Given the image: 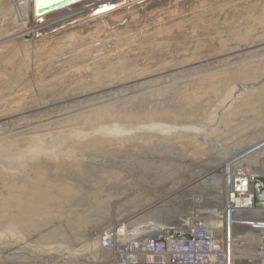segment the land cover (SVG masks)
I'll use <instances>...</instances> for the list:
<instances>
[{"label":"bare ground","instance_id":"bare-ground-1","mask_svg":"<svg viewBox=\"0 0 264 264\" xmlns=\"http://www.w3.org/2000/svg\"><path fill=\"white\" fill-rule=\"evenodd\" d=\"M4 1L6 2L7 0H0V124L4 123L6 119L9 120L10 124L21 117L29 118L34 116L35 119L20 126L11 124V126L5 125V128H3L0 125V190L2 192H6L5 189L9 188L10 185L14 186V184H17L16 180L23 173L29 176L27 175L29 171L26 170L28 168L26 160H23L25 166H19L20 168L13 163L19 171L13 170L11 168L13 165H9L10 168H7V162L22 156H40L42 160H46L45 165L48 164V160L54 163L58 158L56 159V156L51 153L52 147L50 144L55 143L56 140L61 142L58 139L64 138L66 139L65 141H69L67 138L72 136V138L76 137L79 141L82 137L80 142L75 141L76 144L74 141V144L68 143L69 147L67 145L65 155L61 154L65 161L68 159L69 163L72 158L73 161L76 158L74 154H76L75 152L77 151L75 150L77 148H83L85 145L89 146L87 140L90 137L93 142L94 140L98 144L103 142L109 147L110 145L116 146L120 144L121 146L129 145L128 142L130 140L132 142V139L145 138L146 136H141L144 135V132L146 133V131L148 132L150 129H156L157 126L162 125L161 121L163 120L157 122L161 116L167 115L171 119L181 115L186 116L187 114L190 116V114L202 113L205 108L218 102H220L219 105L217 104L218 108L227 110L230 106L228 105L230 96H235L242 89L246 90L245 88L261 89L264 85V57L254 56L247 58L248 61L244 63L245 65L242 68L252 69L253 67H259L256 72L253 70L246 72L247 76L244 79L233 81L232 85H234V88L231 91H228V86L226 85H223L222 91L216 89V85L223 80L224 76H226L225 74L230 71V67L225 64L226 51L223 42H219L220 39L214 37L215 34L213 36L204 31L203 21H213V17L217 15H219V18L221 17L214 10V5L210 4V0H154L147 4L145 2L141 4L143 0H68L69 3L43 14H39L37 9L39 8L41 11L49 9L53 4H57L61 0H41L40 4H37L36 0H9L5 5ZM113 4H118L114 10ZM260 5L261 3L258 4V6ZM130 6H133V8L129 11L127 7ZM101 7L109 10L97 14V10ZM191 10L193 11L190 12ZM250 11L251 9L248 11L239 9L236 11L237 14H235L241 16ZM224 13L226 15L227 11L223 10L222 15ZM149 15L152 16L151 20L143 23L144 27L142 29L134 31V29L138 28L136 27L137 25L135 26V23H138L136 22L137 19L139 21V18H149ZM124 18L129 19L126 26L109 29L112 25L122 22ZM47 19L50 20L46 21ZM61 26L64 27L61 28ZM59 27L60 29L55 32L52 31ZM146 28H148L147 33L145 32ZM131 30L132 33H129ZM126 31H128V34L123 35ZM61 32V36L55 37L57 33ZM121 34L123 36H120ZM18 47L20 51H18ZM250 47H246V49ZM102 52L103 56H100ZM95 53L98 54L96 58L93 56ZM65 65H70V67H65ZM32 77L36 78L34 79L36 80L34 84L32 83L33 81H29ZM221 84L223 83L221 82ZM47 95L49 98H47ZM30 99L37 103H32L31 106H28L27 103L29 101L27 102V100ZM156 118L157 121L155 120ZM163 118L165 119V117ZM172 121L174 122V119ZM81 122H83V125L80 128H76L81 125ZM105 122L106 125H104ZM167 123L172 124L170 122ZM176 123L181 125L177 120ZM177 124L173 123L171 127H175ZM189 125L191 128V124L185 125V127ZM162 130L166 133L168 129H158L159 133ZM88 131L90 132L88 133ZM156 132L154 133L157 134L158 132ZM148 133L150 134V132ZM163 135L161 133L159 138ZM76 138L75 140H77ZM165 138L167 139L168 137L165 136ZM170 138V141L173 140ZM261 138L258 143H251L248 140L240 144H225V150L222 149L223 152L220 153L225 158L224 166L214 167V169L209 170L212 178L217 177L216 179L220 180L221 183L215 186L216 191H210L207 195H204L201 203H198L196 198L192 197L193 192H185V202L182 203L186 207V210L184 209L185 219L174 218L175 224L152 223L148 226L141 225L139 227L142 229L145 227L144 231L149 236H158L159 234L169 233L167 225H179L174 231L182 233L183 230L181 229L189 230L193 228L196 222L203 217L214 228H217V225H220L221 222L225 225L227 219L233 220L235 223L245 217L264 221V208L256 207L254 212H236L229 215L226 202H224L225 179L222 175V172L227 167L247 165L255 169V173L258 176L263 177L264 135H261ZM175 139H179V137ZM64 143L67 144V142ZM141 143H143L142 140ZM99 146L102 147L100 144ZM99 146L97 147L101 151ZM124 146L123 149H125ZM132 148H127L128 151H126L130 152ZM142 149L144 148L142 147ZM78 152L80 153L81 151L79 150ZM104 156H108V153ZM128 156L130 157V155ZM28 158L27 161H29ZM37 158H35V161ZM54 158L55 160H53ZM31 159L33 158L31 157ZM76 159H79V157L77 156ZM80 161H83V159ZM37 162L39 164L40 161ZM41 162L43 163L44 161ZM56 162L55 164H57ZM17 163L19 162L17 161ZM29 163V166L34 164L32 161ZM70 163L72 164V162ZM55 164H52L53 167L48 166L51 169L56 166ZM71 164L68 165L73 167ZM58 165L60 164L58 163ZM33 166L36 167L33 170L32 166L30 167L32 172L35 169L40 172L45 171L43 165H39V167L37 165ZM68 169L70 170V168ZM215 172L220 173V175L216 176ZM28 174L31 175V173ZM70 174H72L71 170ZM86 174L84 173L85 176ZM88 174L90 175V172ZM72 175L70 176L72 177ZM99 176L102 178L101 174ZM24 180L20 181L24 183ZM89 182L88 184H90ZM78 186L81 188L80 184ZM14 191L16 190L10 193ZM10 195L13 196L12 194ZM10 195H7V198ZM7 198L4 199L8 201L9 198ZM162 198L157 201L147 202L142 207L139 206L138 212L134 211L135 213H129L123 219L114 220L113 224L115 225L111 224V226L115 227L120 222L131 221L133 223V219L139 221L143 217L146 219L161 215L159 218L163 219V210L167 211L165 209L167 202ZM11 200L9 199V201L14 202L13 199ZM3 205H0L1 209H3ZM11 205H9L10 208L14 207H11ZM6 206H4V209H8V207L5 208ZM221 214H224V221H217L215 216ZM4 218L6 217L4 216ZM1 220L3 219H0V222ZM131 222L129 224L132 227L139 229V227L133 226ZM109 229H100L98 233L95 232L98 235L97 239L95 238L97 241L94 242L97 245L95 246L96 249L99 247L101 235ZM214 233L218 236L223 235L222 231H215ZM233 238H236V241H233ZM251 238L252 236L243 228L231 229L230 264H248V258H252L251 255L256 251L251 243ZM93 246L94 244H91L90 247ZM102 251L104 252V250ZM66 256L67 259L70 258L69 255ZM47 264H50V262Z\"/></svg>","mask_w":264,"mask_h":264},{"label":"rangeland","instance_id":"rangeland-1","mask_svg":"<svg viewBox=\"0 0 264 264\" xmlns=\"http://www.w3.org/2000/svg\"><path fill=\"white\" fill-rule=\"evenodd\" d=\"M8 1L9 0H7L6 2L4 1V5L7 4ZM152 1L154 0H143L141 4L144 2L147 4ZM259 3H261L260 6H258ZM210 4L214 5V10L217 14H220L221 17L219 18V15H217L216 17H213V21H203L202 24L205 27L204 31L213 36L215 34L214 37L219 38V42H223V45H225L224 49L226 51L225 64L230 67V71L225 74L226 76H224L223 80L221 81L223 84H221V82L218 83L216 85V89L222 91L223 85H226L228 86V91H231L234 88V85H232L233 81L244 79L247 76L246 72H250L252 70L256 72L259 69V67H253L252 69H243L242 67L245 65L244 63L248 61L247 58H251L254 56L264 57V0H210ZM117 5H112L113 10ZM101 8H99L98 10L100 11ZM127 8L130 11L133 6ZM239 9H243L246 11L251 9V11L239 16L236 15V11ZM223 10L227 11L226 15L225 13L222 15ZM192 11L193 10H191L190 12ZM149 16L150 19L139 18V21L137 19L136 22L138 23H135V26L137 25L136 27L138 28L134 29V31L142 29L144 27L143 23L149 22V20H151L152 16ZM224 19L225 21H223ZM48 20L50 19H47L46 21ZM128 20V18H124L122 22L116 23L117 25L114 24L115 26L112 25V27H109V29L115 27H124L128 24ZM63 27L64 26H61V28ZM57 29H60V27L53 29L52 31L55 32ZM147 29L148 28L145 29V32L147 31ZM129 33H132V30L129 31ZM57 34L56 36H54H61L62 32ZM122 34L120 36L128 34V31H126L123 35ZM120 36L118 35V37ZM246 47H250L247 48L249 51L246 49ZM18 51H20L19 47ZM93 56L96 58L98 54L95 53L93 54ZM100 56H103V52L100 53ZM66 66L70 67V65H65V67ZM34 79L36 78L32 77V79H30L29 81H33L32 83L34 84L36 81ZM245 89L246 90L242 89L235 96L233 95V97L230 96L229 100L227 98L228 105H230L227 110L218 108L217 104L219 105L220 103L218 102L215 105L212 104L211 106L205 108L202 113L198 112V115L190 114V116H188L189 114H187L186 116L184 115L185 117L183 115L174 117V122L172 121L173 119L169 118L170 116L167 115L161 116L158 121L156 118L155 120L157 122L163 120L161 121L162 125L157 126L158 128L156 127V129L152 128L154 130L150 129V131H148L150 132V134L147 131L146 133L144 132V135L141 136L147 137L148 133V137H145L146 139L141 137L137 140L132 139L135 145L133 141L130 142V140L128 142L129 145H116L118 148L116 146L110 145V147L112 148L110 150V147L108 145L102 142L99 143L102 146L100 147L99 144L95 142V140L93 142L90 137V140H87V142H89V146L85 145L86 147H79L75 150L77 151L75 152L76 154L79 153V150L81 151L80 153L83 152L82 154L85 155L88 161L84 157V155H79L80 153L77 155L74 153L73 154L76 158L78 156L80 160L83 159V161H80L75 157L74 161L72 160L73 158L71 160L69 158V163L68 159L67 161L64 160L61 154L65 155L67 145L69 147L68 143L76 144V142H80L82 138L81 137L78 141L76 137L72 138L71 136L67 138L70 142L65 141L66 139L63 138L64 141H62L63 139H58L61 140V142L56 140L57 144L56 141L55 143L53 142L54 144H50V146L52 147H50L52 151L50 152L56 156V159L58 158L57 160H55V158L53 159L55 160V162L57 161V164H55V162L52 163L51 160H48V164L45 165L46 160H42V157L40 158V156H37L38 158L31 156L33 159H31L30 156H22L17 158L16 160L13 159L14 162L13 160L11 162H7L6 165L8 167L5 166L7 168H10L13 163L17 167H24L25 162H27L28 168L26 170H28L29 172H25L31 173V175L27 173V175L29 176H26V173H23L21 176H19V179L16 180L17 184H14V186L12 185L13 187L10 185L9 188L5 189L6 192H2V190H0V196L2 195L3 197H0V205L2 206L4 204L2 207L3 209H1L0 206V219H3L0 222V264H47L48 262H50V264H105L104 257L102 256L105 253L101 249H99V247H97L96 249L95 246L97 245H95L96 243H94L95 241H97L96 239L98 237V231L100 229H109L110 227H112L111 224H113L114 220H120L125 216H128L129 213L138 212L139 208L144 206L147 202H150L152 200L157 201L162 197V199L167 202V204H165L167 205L165 209L168 211L167 212L163 210V219L159 218L161 217L160 215L149 217L146 219H144L143 217L139 219V221L133 219V223L131 221L129 222H131L133 226L135 225V227H139L141 225L148 226L152 223L175 224L173 221L174 218L185 219L186 216L184 211L186 210V207H184L182 204L185 202L184 195L189 192H196L202 195H207V193H209L210 191H216L215 186L221 183L220 180L216 179V176L220 175V173L215 172L214 174L216 175V178H212V176L210 175L211 172H209V170L214 169V167H221L224 164L225 158H223V155H221L220 153L225 150V144H240L247 142L248 140L251 143H258L260 142V139H262L261 135H264V85L261 87V89ZM47 98H49L48 95ZM27 102L29 103H27L28 106H31L32 103H37L31 99L27 100ZM28 106L26 107L28 108ZM214 109L216 110L214 111ZM163 117H165V119ZM18 119L14 121V123H12V121L11 124H15V126H20L23 124L25 125V123L32 122L35 117H21ZM184 119H186V122L180 121ZM176 120L178 123H181V125L182 123H184V126L177 124ZM6 121L9 122V120L7 119ZM6 121L0 124L1 127L5 128V125L11 126L10 122L8 123ZM167 122H170L172 124H169ZM173 123L177 124V126L174 125L175 127H171L173 126ZM80 124L81 125H77L78 127L76 128H80L83 125V122H81ZM188 124H191V128L190 125L188 126L189 128L185 127V125ZM192 124H194L195 127L192 126ZM104 125H106V122L104 123ZM158 129L168 130L166 131V133L163 132V130L159 133ZM156 130L159 134L156 132ZM89 132L90 131H88V133ZM154 132H156L158 135ZM84 133L86 134L85 131ZM161 133L162 135L166 134L163 136L164 138L165 136L168 137V140L166 138V140L162 138L163 136L160 137V139L159 135ZM155 135H157L158 137ZM177 137H179V139H175ZM75 138L77 140H75ZM169 138L173 140L170 141ZM141 140L143 143H141ZM64 142H67V144ZM144 143L146 146L144 145ZM139 144L143 145L139 146ZM96 145L101 148V151L103 153L100 151V149H98ZM137 145L139 149L141 148V150L138 149ZM123 146L125 149H123ZM142 147L144 149H142ZM127 148H132V150H130V152H127ZM117 150L119 151L117 152ZM87 151H89L90 153ZM107 153L108 156H104L107 155ZM128 155H130V157ZM26 157H29V161H27ZM35 158H37L38 160L36 159L35 161ZM59 159L62 163L59 161ZM23 160L26 161L23 162ZM17 161L20 164L22 163V166L17 163ZM31 161L34 162V164L32 163L33 165H37L38 167L39 165H43L45 171L40 172L35 169L32 172V170L36 166H29V162ZM37 161H44V164L42 162H39L38 164ZM50 162L52 164H55L56 166L50 169V167L52 166ZM70 162H72V164ZM49 163L51 164V166ZM58 163L62 165L60 166L58 165ZM83 163L85 166L83 165ZM68 164L73 165V167ZM14 165L11 166V168H13V170L16 169L17 171H19L18 168ZM80 166L82 167L80 168ZM30 167L32 168V170ZM55 167L57 170L55 169ZM68 168H70L71 173L74 175L70 174V170ZM59 169L63 170L60 171ZM65 170L66 172H64ZM75 170L77 171L75 172ZM77 172L80 174H78ZM88 172H90L91 176L88 174ZM94 172H96L97 174ZM84 173L86 174V176L84 175ZM99 174H101L102 178H100ZM70 175H72V177ZM75 176L77 177V179ZM66 177L69 178L70 181L69 179L67 180ZM22 179H25L26 181L24 180L23 183V181H20ZM88 182L90 184H88ZM81 183H84V187ZM79 184L81 185V188H79ZM15 186L17 187L14 188ZM9 189L16 190L17 193L16 191H14L15 193H10L13 190L9 191ZM9 193L13 196H11ZM3 194H5L6 196ZM7 195H10V197L8 196V198L10 200L13 199L14 202H11L12 200L9 201ZM4 198H7L8 201ZM2 202L4 203L2 204ZM9 205H11V207H14L10 208ZM4 206H6L5 208L8 207V209H4ZM161 208H163V206H161ZM4 216L6 218H4ZM95 232L97 233L95 234ZM91 244H94V246L90 247ZM88 247L90 250L88 249ZM101 252L102 254H100ZM66 255H69L70 258L67 259Z\"/></svg>","mask_w":264,"mask_h":264},{"label":"built area","instance_id":"built-area-1","mask_svg":"<svg viewBox=\"0 0 264 264\" xmlns=\"http://www.w3.org/2000/svg\"><path fill=\"white\" fill-rule=\"evenodd\" d=\"M222 175L225 179L224 202L229 215L254 212L253 185L259 177L255 169L247 165L232 166L227 167ZM203 196L193 192L192 197L201 203ZM215 219L224 221V214L215 216ZM227 221L215 229L203 217L193 228L181 229L182 233L174 231L179 225H167L169 233L158 236L147 235L145 227L138 229L129 222H120L101 235L98 246L104 250L105 264H230L231 229L239 227L252 236L251 243L256 250L252 258H248V264H264V221L249 217L240 219L238 223ZM215 231H222L223 235L218 236ZM172 233L174 237L171 238Z\"/></svg>","mask_w":264,"mask_h":264},{"label":"water","instance_id":"water-1","mask_svg":"<svg viewBox=\"0 0 264 264\" xmlns=\"http://www.w3.org/2000/svg\"><path fill=\"white\" fill-rule=\"evenodd\" d=\"M41 0H36L37 4H40ZM69 3L68 0H61L57 4H53L51 8L41 11V9H37L39 14H43L45 12L51 11L58 7H61L65 4ZM111 8V7H110ZM101 11H98L99 14ZM253 193H254V205L257 208H264V177H257L254 185H253ZM170 237H174V234H171Z\"/></svg>","mask_w":264,"mask_h":264},{"label":"snow or ice","instance_id":"snow-or-ice-1","mask_svg":"<svg viewBox=\"0 0 264 264\" xmlns=\"http://www.w3.org/2000/svg\"><path fill=\"white\" fill-rule=\"evenodd\" d=\"M109 9L108 8H101L100 11L103 12V11H108Z\"/></svg>","mask_w":264,"mask_h":264}]
</instances>
